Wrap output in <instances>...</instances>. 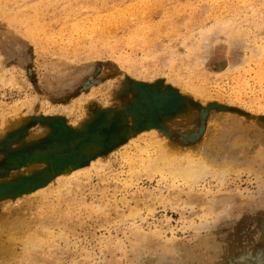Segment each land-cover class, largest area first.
Here are the masks:
<instances>
[{"label": "rangeland", "instance_id": "374dc122", "mask_svg": "<svg viewBox=\"0 0 264 264\" xmlns=\"http://www.w3.org/2000/svg\"><path fill=\"white\" fill-rule=\"evenodd\" d=\"M0 70V264H264V0H0Z\"/></svg>", "mask_w": 264, "mask_h": 264}, {"label": "bare ground", "instance_id": "6f19581e", "mask_svg": "<svg viewBox=\"0 0 264 264\" xmlns=\"http://www.w3.org/2000/svg\"><path fill=\"white\" fill-rule=\"evenodd\" d=\"M246 2V1H245ZM134 5V4H133ZM98 13V12H97ZM114 14V13H113ZM224 14V13H223ZM221 16V15H220ZM117 18V17H116ZM230 19V18H229ZM99 20V19H98ZM219 25V24H218ZM224 25V24H223ZM227 25H228V23H227ZM239 31V30H238ZM166 32V31H165ZM90 33V32H89ZM233 33V32H232ZM234 36V35H233ZM227 40H229V39H227ZM146 42V41H145ZM64 44V43H63ZM101 45V44H100ZM68 47V46H67ZM94 47V46H93ZM112 47V46H111ZM97 51V50H96ZM194 53V52H193ZM261 54V53H260ZM259 55V54H258ZM257 55V56H258ZM198 57V56H197ZM186 61V60H185ZM197 62H198V60H197ZM185 63V62H184ZM233 63V62H232ZM198 64V63H197ZM231 64V63H230ZM196 65V64H195ZM240 66V65H239ZM199 67V66H198ZM238 67V66H237ZM236 68V67H235ZM235 68H232V70L233 69H235ZM240 68V67H239ZM238 68V69H239ZM1 71V70H0ZM239 71V70H238ZM229 72V71H228ZM198 75V74H197ZM241 78V77H240ZM176 79V78H175ZM239 79V78H238ZM239 83V82H238ZM206 85V84H205ZM161 141V140H160ZM140 150H141V148H140ZM162 150H163V148H162ZM165 151V150H164ZM167 154H168V152L167 151H165ZM147 154V153H146ZM161 154H163V153H161ZM164 155L165 154H163L162 155V157H163V159H166V158H164ZM157 156V155H156ZM165 157H167V156H165ZM154 158H155V156H154ZM190 158V157H189ZM152 159H153V157H152ZM158 159H159V157H158ZM162 159V158H161ZM142 160V159H141ZM163 164H164V162H162ZM147 164V163H146ZM160 166H162V164L160 165ZM207 167H209V168H211V166H210V164H207L205 161H203L202 163H197V162H195L194 160H193V158H191L190 160H188V157H187V161L186 162H184V163H181V164H179V165H177L176 167H175V165H174V168H173V172H175V173H178L179 175L181 174V175H183V176H185L187 179H188V177H189V179L191 180V181H197V180H199V177H201V178H203V174H205V173H203L202 175H201V173L203 172V170H204V168L206 169ZM78 170V169H77ZM207 170H208V168H207ZM210 170V169H209ZM212 172V171H211ZM207 173V172H206ZM221 173H222V171H221ZM208 174V173H207ZM206 175V174H205ZM219 176V175H218ZM185 180V179H184ZM193 184V183H192ZM7 217V216H6ZM8 218V217H7ZM6 218V219H7ZM9 220V219H8ZM14 223V222H13ZM4 227V226H3ZM5 228V227H4ZM3 228V229H4ZM8 228V227H7ZM7 228H6V230H7ZM10 228H11V226H10ZM24 239V238H23ZM33 242H35V241H33ZM29 243H30V241H29ZM37 243V242H36ZM34 244V243H33ZM24 245V244H23ZM37 245V244H36ZM34 247V246H33Z\"/></svg>", "mask_w": 264, "mask_h": 264}]
</instances>
